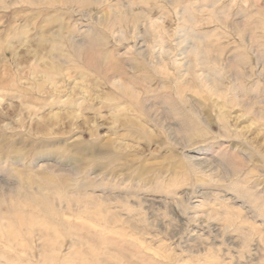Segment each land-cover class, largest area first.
I'll return each mask as SVG.
<instances>
[{
    "label": "rangeland",
    "instance_id": "374dc122",
    "mask_svg": "<svg viewBox=\"0 0 264 264\" xmlns=\"http://www.w3.org/2000/svg\"><path fill=\"white\" fill-rule=\"evenodd\" d=\"M0 264H264V0H0Z\"/></svg>",
    "mask_w": 264,
    "mask_h": 264
},
{
    "label": "bare ground",
    "instance_id": "6f19581e",
    "mask_svg": "<svg viewBox=\"0 0 264 264\" xmlns=\"http://www.w3.org/2000/svg\"><path fill=\"white\" fill-rule=\"evenodd\" d=\"M59 160V159H58ZM23 163H24V161H23ZM22 163V164H23ZM42 165V164H41ZM44 170L45 171H47V173H36V176H34L33 175V177L32 176H30L29 174L27 175V176H25L26 178H27V180L28 181H30L31 180V183L32 184H36V183H38V179H41L43 182H49L52 186H54L55 185V183L57 184V185H62L63 183L62 182H65V181H63L62 179H61V182H60V180H56L55 179V177H59V174L60 173H63V172H67V173H69L70 175H72V176H74V177H78L79 175H80V172L79 171H77V170H75V169H70V170H64V168H61V166H55L54 164L53 165H49L48 163H46V164H44ZM17 171V170H16ZM2 173V172H1ZM20 175V174H19ZM65 175H66V173H65ZM23 176V175H22ZM62 176V175H61ZM63 177V176H62ZM70 177V176H69ZM92 176H90V175H88V177H87V179H89V178H91ZM66 179H67V177H66ZM70 179V178H69ZM40 180V181H41ZM69 181V180H68ZM45 182V183H46ZM61 184H60V183ZM67 182V181H66ZM73 182H75V180L73 179L72 180V184L67 188L68 190H66V189H63V188H59L58 189V192L60 193H64V194H68V192L70 193H72V192H76V189H78V188H76V185L74 186V184H73ZM42 184V183H41ZM47 184V183H46ZM68 184V183H67ZM66 184V185H67ZM39 185V184H38ZM37 185V186H38ZM65 185V184H64ZM56 187V186H55ZM58 187H60V186H58ZM62 187V186H61ZM67 187V186H66ZM39 188H40V186H39ZM41 194V193H40ZM58 196V195H57ZM43 198V197H42ZM39 199V198H38ZM38 199H37V201H38ZM33 201H36V199H33ZM39 201H41V200H39ZM38 201V202H39ZM43 201V200H42ZM52 202V201H51ZM34 203H36V202H34ZM41 206H42V204H41ZM39 207V206H38ZM44 208V207H43ZM42 208V209H43ZM50 208V207H49ZM60 208V207H59ZM56 213V212H55Z\"/></svg>",
    "mask_w": 264,
    "mask_h": 264
}]
</instances>
